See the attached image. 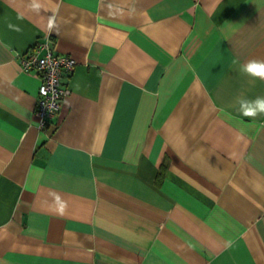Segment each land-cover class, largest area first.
I'll return each instance as SVG.
<instances>
[{
    "label": "crops",
    "instance_id": "obj_1",
    "mask_svg": "<svg viewBox=\"0 0 264 264\" xmlns=\"http://www.w3.org/2000/svg\"><path fill=\"white\" fill-rule=\"evenodd\" d=\"M39 42L75 60L43 129ZM253 58L264 0H0V264H264Z\"/></svg>",
    "mask_w": 264,
    "mask_h": 264
},
{
    "label": "built area",
    "instance_id": "obj_2",
    "mask_svg": "<svg viewBox=\"0 0 264 264\" xmlns=\"http://www.w3.org/2000/svg\"><path fill=\"white\" fill-rule=\"evenodd\" d=\"M20 62L23 71L35 73L40 80L35 113L38 126L43 129L50 124L68 93L63 79L72 72L75 60L70 55L53 51L45 42H39L24 53Z\"/></svg>",
    "mask_w": 264,
    "mask_h": 264
},
{
    "label": "clouds",
    "instance_id": "obj_3",
    "mask_svg": "<svg viewBox=\"0 0 264 264\" xmlns=\"http://www.w3.org/2000/svg\"><path fill=\"white\" fill-rule=\"evenodd\" d=\"M11 30L16 32L22 31L18 25L8 24ZM241 71L252 78L264 79V60L253 58L241 65ZM239 111L244 117L256 118L264 115V97H257L254 100H249L244 97L237 98Z\"/></svg>",
    "mask_w": 264,
    "mask_h": 264
}]
</instances>
